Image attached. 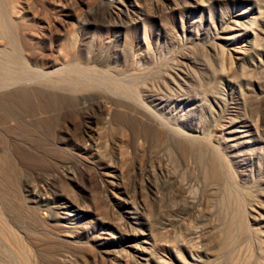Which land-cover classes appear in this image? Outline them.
I'll list each match as a JSON object with an SVG mask.
<instances>
[{"label":"rangeland","instance_id":"1","mask_svg":"<svg viewBox=\"0 0 264 264\" xmlns=\"http://www.w3.org/2000/svg\"><path fill=\"white\" fill-rule=\"evenodd\" d=\"M115 1L124 3L126 0ZM204 1L203 6L192 10L185 8L182 0H139L144 6V15L128 8V13H132L130 17L119 13L109 18V5L102 0H2V9L12 19L7 33L0 29V47L5 44L9 49L16 50V53H10L12 57L8 56L10 62L4 63L6 68L2 63L5 70L2 69L0 74L6 79L4 86L11 85L13 77L19 76L6 71L7 65L16 61L18 65H23L20 66V75L31 78L29 81L35 90H23L14 98L0 99V154L9 160L7 168L11 171H8L10 178L5 177L8 172L0 167V173L4 171L0 174L3 181L0 188H4L5 194L15 189L24 203L26 200L31 202L25 192L27 187L41 189L45 196L37 205L26 203L36 205L48 220L58 221L66 227L77 226L79 232L74 240L100 252L98 264H118L117 256L120 255L128 264L229 263L228 258L216 260L206 255V252L209 253L207 249L213 252L216 248L213 244L215 236L224 233L221 202L217 196H202V180H210L205 175L210 171L211 152L199 149L198 143L188 150L183 146H169L165 141L158 142L154 131L143 132L135 118L132 119V114H135L132 99L99 93L100 90L91 87L82 88L89 90L85 91L88 96L97 94L110 98V104L106 106H111L108 107L111 111H106L90 99L78 100V92L63 91L58 83L46 85L48 79L58 80L62 71L64 75L72 74L78 66L98 69L99 73L107 72L105 74L115 78L136 75L137 67L143 73L150 74L152 71L155 75H165L171 68L178 67L186 55L198 62L206 59L214 66L215 58L209 49L211 45L222 43L217 39L219 28L238 14H244L245 18L254 17L260 5L264 6V0ZM263 26L261 22L257 25L258 28ZM252 34H240L233 43L245 45L243 47L248 49ZM103 56L108 58L101 63L99 59ZM244 67L243 76L224 74L218 75L216 80L211 79V73L198 68V75L206 84L203 91H198L197 98L191 99L175 89L172 100L166 93L163 97L159 96L158 92H164V89L159 82H155L152 89L159 98H144L143 101L163 121L171 119L173 123L180 121V115L185 116L186 119L176 125L183 132H194L209 141L205 142L215 151L218 167L221 169L227 164L232 172V176L226 179L238 178L250 184L264 175L261 173L264 171V146L260 156L250 166L245 165L246 177L239 173L235 176L234 166L229 163V158L226 159V137L222 129L224 120L232 117L242 94L247 97L248 116L263 118L264 107L258 100L264 91V48L250 51ZM5 73L12 76L4 77ZM44 73L49 75H42ZM91 135L95 136L96 145L86 151L83 147L91 142ZM136 142L146 144L144 165L136 153ZM154 157H159V160ZM97 168H104L101 171L111 174H117L115 168H122V185L130 196L128 210L139 207L138 211L146 213L145 217H150L151 230L124 218L128 210L117 203V197L109 196L102 189L99 178L96 180L92 176L90 180V174L95 175ZM180 182L186 185V193L183 189L179 192L177 185ZM10 186L12 189H9ZM67 199H72L76 205L73 206ZM133 201L136 202L134 205ZM64 203L69 207L62 208ZM108 204L113 206L111 210L116 216L108 214L110 211L105 209ZM101 205L106 206L104 210ZM98 208L102 213L101 220L94 214ZM250 219L247 220V234L237 239L234 252L240 251L242 260L247 264H264V253L262 255L258 242L249 235L248 224H255ZM111 224L120 225L122 232L112 227L111 231L115 234L107 235ZM253 227L257 228V225ZM152 230L153 236H150ZM139 248H145L147 254L144 257ZM197 257L201 262L198 263Z\"/></svg>","mask_w":264,"mask_h":264},{"label":"bare ground","instance_id":"2","mask_svg":"<svg viewBox=\"0 0 264 264\" xmlns=\"http://www.w3.org/2000/svg\"><path fill=\"white\" fill-rule=\"evenodd\" d=\"M182 2L185 8L192 9V10L198 9V7L203 6L205 3L204 0H182ZM102 3L109 5V8L107 7L109 18L114 17L115 15H118L119 13H124L126 16L130 17L132 13L131 14L128 13L129 12L127 10L128 8L134 9V11H137L141 15H144L145 13L144 6L141 5V3H139V0H126L124 3L121 1L116 2L115 0H102ZM2 5H3L2 0H0V29L5 30L4 32L7 33L6 29L9 26H11L10 20L12 18L9 17V15H7V13L4 12V10L2 9ZM260 22L262 23V26H263L264 25V6L263 5H260L254 17L245 18L244 14H238L235 17L231 18L226 24L224 25L222 24L223 26H221L217 32V39H220L222 43H216L214 45H211L209 49L211 54L215 58L214 66L211 65L206 59H203L202 61L198 62V60H196L194 57L186 55V56H183V61L181 60L182 63L180 65L178 64V67L175 65L176 67L171 68L168 71L169 73L165 74L163 72L165 75H155L154 72L152 71L150 72L151 74L150 75L148 72L143 73L141 69H138L137 67L138 73L136 75L127 76L124 78H121V77L115 78L113 77L114 75L105 74L107 72L99 73L101 71H97L98 69L97 70L95 69L96 70L95 71L94 69L92 70L90 68L85 69L83 68V66L82 67L76 66L77 68L76 69L74 68L75 69L74 71L72 70L73 71L72 74H69L67 71L68 75L67 74L64 75L63 74L64 72L62 71V74L61 76H59L58 80L52 81L51 79H48V81H46V85H49V86L52 85L53 83L54 84L58 83L59 86L63 88V91L65 90L71 93L78 92V100L84 101V100L90 99L89 101L92 100V102L97 103L98 105L102 106L106 111L110 110L108 109L109 106H106V104H110L108 103L111 100L110 98L103 97L104 95L97 96V94L96 95L91 94L90 96H88L87 95L88 93L85 94V91H89V90L87 89L85 90L82 88L91 87V88L97 89V91L100 90L99 93L106 92V93L113 94L117 97L119 96V97H125V98L132 99L133 102H135L134 104L135 107L133 109L135 110V114H132V119L135 118V122L138 128L141 129L142 131L144 129L143 132L145 131L147 132L149 129L154 131L155 134L158 135L157 136L159 138L158 142L165 141L169 146L176 145V147L183 146L185 149L187 148L191 149L193 148L194 144L198 143L199 149H204L207 153L211 152L212 158H211V164H210V171L204 172V174L207 172L210 174L209 176L207 175L208 173L205 175V178H208V179L210 178V180H206L203 178L202 180L203 195L202 196H205L207 198L208 196H211V195L214 197L217 196L219 202H221L219 206H221V213L224 218L223 226H222V229L224 227V230H223L224 233L223 235L222 234L219 235L218 234L219 232L217 233L218 235L216 236L218 237L216 238L215 236V241L213 240V244L216 245V248L213 252L207 249L206 251H209V253L206 252V255L216 260H221L222 258L223 259L228 258V262L231 264H247L242 260L240 251L239 253L234 252L236 249L234 247L237 245V239L241 235L247 234V220L250 219V217L252 218V220L251 219L250 220L253 223H255L254 225H257V228L253 227L254 225L250 226L248 224L249 235L255 238V240L258 242L257 243L259 246L258 250L262 252V255L264 253V175L260 176L257 179V181H255L254 183H250V184H246L247 182L243 183L241 179H238V178H233L232 180H230L231 178L226 179L227 177L232 176V172L229 166L227 164H224L221 166V169L218 167V159L215 154V151L210 147V145L207 144V142L209 141L205 140L206 138L204 136L200 135L201 136L200 137L198 136V134H195L194 132L187 133V132L181 131V128L179 129L178 126L176 125L178 124L179 120L177 122L174 121L173 122L174 124H173L172 122H170L171 119L170 120L168 119L169 117L168 118L164 117V118H167L168 120L163 121L161 119L162 117L158 115L157 112L153 111L152 109H150L144 104L143 99L144 98L154 99L155 96L158 97L157 95L159 96L161 95L163 97L164 93H166L168 97L170 96V99H171V95L173 93L172 91L174 89L179 90L180 92L184 93V95H188L191 99L197 98L198 91L199 90L203 91V87L206 84L205 81L199 77L198 68L202 71H206L207 73H211L210 75L211 79H215V80L218 75H224V74L225 75L242 74L240 76H243V73L245 71L244 66L246 64L247 57L250 54V51H255V50H258L259 48H264V28L257 27L258 23ZM2 30H0V32ZM248 32L253 33L252 34L253 36L251 35V38H249L248 40V44H247V46L249 47L248 49L243 47L245 45L241 46V45H236L233 43V40L236 37H238L240 34H247ZM13 50L9 49L8 45H5V44L0 47V73H3L2 63L4 65V68H6L5 67L6 62L8 63L10 62V59L8 61V58H9L8 56L12 55L10 53H16V50L14 51ZM107 58L108 57L103 56V58L99 60L101 63H104L107 61ZM19 63H21V61ZM14 64L10 63V65H7L9 66L7 69H10V70L6 69L7 72L12 71V74L14 76H17L15 74L19 75L17 77H13L12 80L14 82H12L11 85L4 86L6 79L4 80L3 76L0 74L2 76V77L0 76V79L2 78L0 80V83H1L0 84V99H3V98L10 99V97H13L14 95L18 96L19 95L18 92H21L23 90H26V91L29 90L31 92L35 90L33 83L29 81V79L31 78H27V76H25L22 73H21L22 76L20 75V71H22V68L20 66H23V65H18L16 61ZM19 67L21 68V70ZM113 67H116V66H113ZM167 67H164V69ZM72 71H70V73ZM8 75L9 74H7L4 77H7ZM42 75H49V73L48 74L44 73ZM70 75H74V76H70ZM150 80H154V82L152 81V84H150ZM155 82H159V84H161V87L164 89V92H158L159 94L157 95L154 94L156 92H154V89H152V85L154 86L153 83ZM158 89H160V87ZM212 94H214V92H212ZM261 94H262L261 99L259 100L256 99V100H258L260 105H263L264 107V91H262ZM239 100L240 101L237 102L236 107L233 109L234 110L233 113L231 112L232 113L231 116L232 117L235 116L239 120L238 119L234 120L235 117L233 118L230 116L226 117V119L224 120V125H223L222 130H224L223 133L226 137L225 144H226V149L228 153L226 154L227 156L226 159L229 158L230 159L229 163L234 166V170H233L234 175L236 176V174L238 175L239 173L240 176L246 177L247 170H246L245 165L248 164L250 166V164L253 163L254 159L256 157H259L260 154L262 153V149L264 146V119H263L264 115L262 113L263 118H261L258 115H256L258 116L257 118H255L256 117L255 115L248 116L246 112V107H248L247 97L244 94H242V97ZM190 112H192V109L190 110ZM161 115L163 114L161 113ZM179 119L180 121H183V119H186V118L185 116L180 115ZM78 123H81V122H78ZM237 123L238 125L234 126ZM95 136L91 135L89 137V140L91 142L87 146H85V148L83 147V149H85L86 151H88L89 149L91 150L93 149V147L96 145ZM136 143H135L136 153L140 158L141 164L144 165L146 144H143V143L138 144V142ZM161 146L163 147L164 145H161ZM213 148H215V146H213ZM121 155H124V153H122ZM158 158L159 157L156 158V161L159 160ZM7 160L8 159L6 158V156L0 154V164H1L0 167H2V169H4L6 172L8 171L11 172L10 169L8 170L7 168L8 161H9ZM101 164L109 166L105 163H101ZM102 169L104 168H101V169L99 168L98 169L99 171L98 170L96 171L95 169H93L94 171H96L95 172L96 176L93 174H90L91 173L90 172L89 173L90 180H92V176L96 178V180L97 178H99L98 179L99 183L103 185L102 189L107 191L109 193V196L111 194L113 197L115 198L117 197V200H118L117 203L120 206H123V208H126L128 210L130 208L129 207L130 199L128 197L130 196H129V192L127 188H124L122 185L123 184L121 181L123 179L122 178V174H123L122 168H115L117 170V174L115 173L111 174L110 172L101 171ZM260 171H262V169ZM2 172L4 173V171ZM2 172L0 173L1 175H2ZM9 172L7 173L8 175H5V177L8 176L10 178L9 174L11 173ZM261 173L264 174V171ZM118 179L120 180V182ZM0 182L2 184L3 181L0 180ZM8 183H6L7 187H8ZM184 185L185 184H181V182H180V185H177L179 192H180V189H183L182 191L186 193L185 191L186 185L185 186ZM2 189L0 190V264H98L99 263L100 252H95L94 249L91 248L90 246H86L85 244H81V243H76V241L74 240L77 237V234L79 232L77 230L78 229L77 226L76 227H66V226H63L58 221L57 222L51 221L45 218L44 212L42 215V211L36 206L37 202L40 201L41 197L45 196V195H42L41 189H38L37 186L31 187L29 189L28 187L27 189L25 188L26 189L25 192L27 193L28 199H30L32 203L36 204L35 206L28 205L26 203L27 201L28 203H31L29 202V200L25 199L26 195L25 197H23L26 200V202L24 203L22 198L20 199L21 195H19V192L16 191L15 189L12 191L10 190L11 192H9L8 194L7 193L5 194V191H3ZM9 189H12V187ZM205 197H202V198L204 199ZM67 200H68L67 202L71 203L73 206L76 205L72 199H71L72 201L70 199H67ZM135 203L133 201V205ZM72 205H70V207H73ZM106 206L105 208L104 205L103 206L101 205V208H103V210L104 208L107 209V211L108 212L110 211V212L109 213L107 211L106 212L108 214L111 213V215H113L114 212L111 210V207L113 208V206L110 204ZM61 207L67 208L69 206H67V204L65 205L64 203L63 205H61ZM98 210L99 208L95 209L94 214H96L97 219L101 220L102 213L99 212ZM103 210L101 211L103 212ZM138 210H140L139 207L138 209L133 208V210L131 211L128 210L129 212L128 211L126 212L127 217H124V218H129L130 221H135L139 225H145V227L151 230L152 226H150L149 224L150 217L146 218L145 216L147 214L144 213L146 214L144 215ZM106 212L104 211L103 213H106ZM66 214L70 217L72 216L69 213H66ZM132 216H135V218L132 219L131 218ZM151 225L153 224L151 223ZM112 227L117 232L119 233L122 232V228L120 225L111 224L110 231L109 233H107V235L111 236V234L113 235L115 234L113 231H111ZM219 228L221 230V226ZM151 232H152V235L150 236H153V230ZM255 234L257 235V237L255 236ZM138 251L143 257L147 254V252L145 251V248L144 249L139 248ZM106 252L110 253V251H106ZM117 258L118 259L116 262L118 264H128L124 256L120 255V256H117ZM199 262H201L200 258L198 259V263ZM182 264H195V262L193 263L182 262Z\"/></svg>","mask_w":264,"mask_h":264}]
</instances>
